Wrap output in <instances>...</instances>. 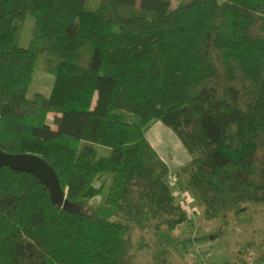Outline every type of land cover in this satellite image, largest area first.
Instances as JSON below:
<instances>
[{
	"label": "trees",
	"instance_id": "obj_1",
	"mask_svg": "<svg viewBox=\"0 0 264 264\" xmlns=\"http://www.w3.org/2000/svg\"><path fill=\"white\" fill-rule=\"evenodd\" d=\"M39 55L53 83L28 99ZM155 121L188 153L179 172L207 219L264 206V0H0V151L43 158L66 199L0 167V264H133L134 227L188 222L146 139ZM96 196L119 220L88 210Z\"/></svg>",
	"mask_w": 264,
	"mask_h": 264
},
{
	"label": "rangeland",
	"instance_id": "obj_2",
	"mask_svg": "<svg viewBox=\"0 0 264 264\" xmlns=\"http://www.w3.org/2000/svg\"><path fill=\"white\" fill-rule=\"evenodd\" d=\"M180 0H171L174 7ZM95 2L90 7H95ZM33 16L26 14L19 23L16 44L25 48L33 25ZM52 61L45 55L36 58L26 97L40 92L48 95L53 83ZM56 114V113H55ZM53 113L47 114V123L55 129ZM159 122V121H158ZM157 121L151 123L149 130L155 131L158 141L159 155L165 159L169 168V176L176 178L175 186L189 196L186 206L189 221L178 225L174 230L156 237L149 229L134 227L130 233L131 246L129 259L133 264H223L238 262L239 264H264V206L247 205L241 213H228L227 224L223 225L221 217L207 219L202 207L194 200L185 187V175L179 172L188 160L189 155L176 135ZM106 147H98L99 155H107ZM160 157V158H161ZM103 178L95 181L98 186ZM110 179L106 183L105 195ZM175 202L179 203L178 196ZM101 197L96 196L89 201L88 210L109 220H119L114 216V209L99 206Z\"/></svg>",
	"mask_w": 264,
	"mask_h": 264
},
{
	"label": "water",
	"instance_id": "obj_3",
	"mask_svg": "<svg viewBox=\"0 0 264 264\" xmlns=\"http://www.w3.org/2000/svg\"><path fill=\"white\" fill-rule=\"evenodd\" d=\"M0 167L33 175L50 193L54 205L66 204L65 192L53 168L41 157L30 153L11 154L0 151Z\"/></svg>",
	"mask_w": 264,
	"mask_h": 264
},
{
	"label": "built area",
	"instance_id": "obj_4",
	"mask_svg": "<svg viewBox=\"0 0 264 264\" xmlns=\"http://www.w3.org/2000/svg\"><path fill=\"white\" fill-rule=\"evenodd\" d=\"M175 181H176V178L174 177L172 178L171 176L168 177V184L171 187L174 197L178 196L179 204L186 208H189L188 206H186L189 201V196H187L185 192L179 190L178 187L175 186Z\"/></svg>",
	"mask_w": 264,
	"mask_h": 264
},
{
	"label": "crops",
	"instance_id": "obj_5",
	"mask_svg": "<svg viewBox=\"0 0 264 264\" xmlns=\"http://www.w3.org/2000/svg\"><path fill=\"white\" fill-rule=\"evenodd\" d=\"M54 115H55V117H54V125H55V128H56V126H57V121L59 120V118H60V115L59 114H55V113H53ZM158 122V121H157ZM159 123V122H158ZM172 132V131H171ZM156 132L155 131H151V130H149V129H147V131L145 132V135H146V139L148 140V142H149V144L152 146V148L157 152V154L159 155V152H158V150H159V147H158V141H157V139L154 137V134H155ZM160 156V155H159ZM161 157V156H160ZM161 159L166 163V165L168 166V164H167V162L165 161V159L163 158V157H161ZM168 170H169V168H168Z\"/></svg>",
	"mask_w": 264,
	"mask_h": 264
}]
</instances>
